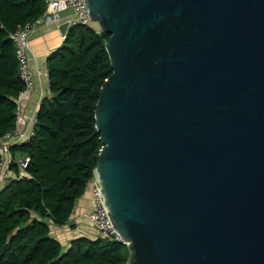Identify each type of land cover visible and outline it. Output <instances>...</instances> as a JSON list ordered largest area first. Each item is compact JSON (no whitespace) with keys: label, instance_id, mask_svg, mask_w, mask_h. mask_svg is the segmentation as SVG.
Instances as JSON below:
<instances>
[{"label":"water","instance_id":"water-1","mask_svg":"<svg viewBox=\"0 0 264 264\" xmlns=\"http://www.w3.org/2000/svg\"><path fill=\"white\" fill-rule=\"evenodd\" d=\"M83 1L109 36L93 176L127 264H264V0Z\"/></svg>","mask_w":264,"mask_h":264},{"label":"trees","instance_id":"trees-1","mask_svg":"<svg viewBox=\"0 0 264 264\" xmlns=\"http://www.w3.org/2000/svg\"><path fill=\"white\" fill-rule=\"evenodd\" d=\"M46 8L45 0H0V140L15 128L25 89L10 36L42 20ZM108 39L93 24L73 26L47 59L51 96L39 106L30 142L11 149L29 157L26 176L0 189V264L128 263L130 251L119 242L78 237L64 248L50 231L65 226L89 192L102 147L94 113L112 74Z\"/></svg>","mask_w":264,"mask_h":264},{"label":"built area","instance_id":"built-area-1","mask_svg":"<svg viewBox=\"0 0 264 264\" xmlns=\"http://www.w3.org/2000/svg\"><path fill=\"white\" fill-rule=\"evenodd\" d=\"M45 3L47 8L42 20L43 24L59 26L61 23L59 11L61 9L67 10L72 15V19L68 21L69 28L73 26L86 27L91 23L83 0H65L63 2L45 0ZM35 28L36 24L28 25L20 32L10 36L16 50L18 76L25 85V89L20 93L18 101L31 89L32 74L29 69L31 48L29 39L34 33ZM44 75L48 77V69H46ZM20 121L19 114H16L14 130L7 133L0 140V189L11 179L16 178L17 175L20 177L26 176V169L30 163L29 157L21 156L18 153L13 154L11 149L19 148L30 142L34 134L37 119L36 116L28 119L26 124H24L23 130L18 129ZM88 189L90 193V210L83 213L80 219L83 222L89 223L100 238L123 244L109 220L108 211L104 206V198L100 194L101 187L94 176L89 182Z\"/></svg>","mask_w":264,"mask_h":264},{"label":"crops","instance_id":"crops-1","mask_svg":"<svg viewBox=\"0 0 264 264\" xmlns=\"http://www.w3.org/2000/svg\"><path fill=\"white\" fill-rule=\"evenodd\" d=\"M53 1L63 2L65 0ZM59 17L61 20L59 26L43 24V19L38 21L34 33L30 36L31 55H29V69L32 74L31 89L21 100H17V114H19L21 120L18 125L19 130L24 129V124H26L28 119L36 116L42 100L51 96L49 80L44 75L47 69V59L63 45L66 36L62 37L60 35L59 27L63 24L68 25L72 15L67 10L61 9ZM89 210L90 198L86 193L76 203L70 221L65 226L50 225L52 237L64 248L68 247L69 243L78 237L96 238L98 235L95 229L89 223L80 219V216Z\"/></svg>","mask_w":264,"mask_h":264}]
</instances>
